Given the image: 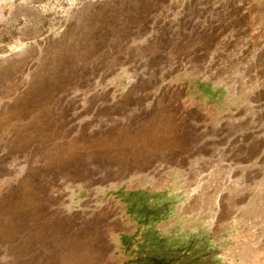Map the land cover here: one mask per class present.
Returning <instances> with one entry per match:
<instances>
[{
  "label": "rangeland",
  "instance_id": "374dc122",
  "mask_svg": "<svg viewBox=\"0 0 264 264\" xmlns=\"http://www.w3.org/2000/svg\"><path fill=\"white\" fill-rule=\"evenodd\" d=\"M0 264H264V0H0Z\"/></svg>",
  "mask_w": 264,
  "mask_h": 264
}]
</instances>
